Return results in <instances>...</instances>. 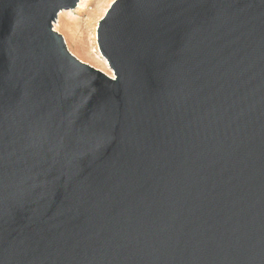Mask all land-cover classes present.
Wrapping results in <instances>:
<instances>
[{
    "label": "water",
    "instance_id": "1",
    "mask_svg": "<svg viewBox=\"0 0 264 264\" xmlns=\"http://www.w3.org/2000/svg\"><path fill=\"white\" fill-rule=\"evenodd\" d=\"M0 0V264H264V0H114L113 76Z\"/></svg>",
    "mask_w": 264,
    "mask_h": 264
},
{
    "label": "rangeland",
    "instance_id": "2",
    "mask_svg": "<svg viewBox=\"0 0 264 264\" xmlns=\"http://www.w3.org/2000/svg\"><path fill=\"white\" fill-rule=\"evenodd\" d=\"M114 0H85L82 7L62 10L55 30L61 33L69 50L80 60L113 76L108 65L103 66L97 40L99 21ZM80 3V2H79Z\"/></svg>",
    "mask_w": 264,
    "mask_h": 264
},
{
    "label": "bare ground",
    "instance_id": "3",
    "mask_svg": "<svg viewBox=\"0 0 264 264\" xmlns=\"http://www.w3.org/2000/svg\"><path fill=\"white\" fill-rule=\"evenodd\" d=\"M85 0H81L80 3L78 4V8L82 7V4L84 3ZM61 13V12H60ZM60 15V14H59ZM59 19V18H58ZM58 21V20H57ZM99 50V49H98ZM99 53H100V50H99ZM100 56L101 53H100ZM103 57V56H102ZM104 58V57H103ZM103 66L107 67L109 64H108V61L104 58V63H102ZM110 75V74H109ZM111 76V75H110Z\"/></svg>",
    "mask_w": 264,
    "mask_h": 264
}]
</instances>
